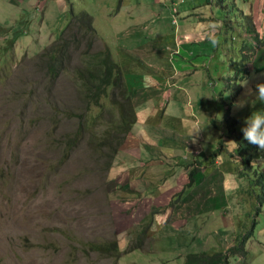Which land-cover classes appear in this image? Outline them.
Listing matches in <instances>:
<instances>
[{"label":"rangeland","instance_id":"obj_1","mask_svg":"<svg viewBox=\"0 0 264 264\" xmlns=\"http://www.w3.org/2000/svg\"><path fill=\"white\" fill-rule=\"evenodd\" d=\"M204 1L188 12L196 19L182 36L188 52L170 47L173 31L183 32L180 15L163 13L146 23L151 39L158 37L124 51L118 64L114 34L131 32L119 20L148 16L149 4L0 0V264H111L89 247L110 240L120 253L116 264H182L186 253L237 247L249 229L241 259L264 264V151L242 132L252 113H264L256 97L264 83V0ZM77 14L86 16L75 24L79 46L46 92L48 75L38 64L48 60V46L57 52L63 31L72 36L66 26ZM83 30L93 31L92 41ZM104 53L117 70L141 55L163 68L159 77L179 71L159 94L156 87L130 92L132 133L142 129L163 143L146 148L145 163L134 140L119 150L127 133L117 148L101 144L111 124L122 128L126 109L114 102L120 83L98 95L99 106L84 97V66L102 69ZM150 110L153 127L141 123ZM214 161L209 176H194ZM129 163L148 180H165L158 199L123 189L128 175L120 170Z\"/></svg>","mask_w":264,"mask_h":264},{"label":"crops","instance_id":"obj_2","mask_svg":"<svg viewBox=\"0 0 264 264\" xmlns=\"http://www.w3.org/2000/svg\"><path fill=\"white\" fill-rule=\"evenodd\" d=\"M124 1L128 2L129 0H119V2L121 3H123ZM183 1L184 0H135V2L137 3L136 5L137 6L139 5V7L142 4H149V6H151L148 11L149 15L144 16V17L139 16L138 18L134 19L130 14H127L124 20L122 19L119 20V21H122L123 24L125 25L124 27H126L127 29H130L131 32H125L123 34L117 33L116 35L114 34L113 44L116 46L117 51L119 53L118 64L123 59V55L125 52H131L132 50H137L141 48L142 46L146 45L148 42H151V40L153 42L158 37V36H155L151 39V36H153V33H152V30H150L149 32L145 31L146 23L155 22L158 19V17L161 16L163 13H165L166 15L163 17L165 19H168V16L170 18L171 14L180 15V18L182 20L181 25L183 28V32L178 33L179 35L178 37H176V35H174L175 31H173V38L175 37L176 41H174L172 45H170V47L174 49H177L179 47V48H182L184 51L188 52L189 49L186 46V41L182 39V36H186V27L189 26L188 22L190 20H196L193 15L191 17L189 16L190 14H193V13H188V12L194 9V7L197 8V6H199L200 0H187L188 4L186 7H183L185 5ZM204 3H208L207 0H205ZM158 6H160V8H158ZM106 10H107V7H106ZM116 11L117 10L110 11L111 17H113V21L116 17V14L118 13V11L117 12ZM163 28H164V25L161 26L160 29H163ZM167 35L168 36L170 35V31L168 32ZM180 35H181V39H179ZM242 36L246 37L247 32H243ZM162 41L164 42V37L162 38ZM110 51H111V47H110ZM252 55H253L252 52L248 53V57H251ZM131 61H132V64L126 63V65L120 66V67L118 65L121 75L124 80L125 89L128 92L129 96L132 90H143V89L147 90L151 87L158 88L159 90L157 91V94H159L162 91L163 87L164 88L167 87V84L169 83L170 79H172L173 76L179 74V71H175L170 76L159 77V75L163 73V68L160 65H158V63L155 64L154 62H150L141 55L139 56L135 55V58ZM136 64H137V67H136ZM148 69H152V73H150ZM160 117H162V113L158 116V118ZM136 118L137 117L135 116V120ZM156 119H157L156 114L153 112V110H150L142 118L141 123L144 126H148V124L151 123V125L149 126L153 127L154 125H157L154 123ZM131 140L135 141V145H134L135 148L139 151L140 155L143 156V157H139L137 160H141L143 163H145L147 159H150L149 156H147L146 154L148 152L146 151L147 147L160 148L163 145L162 141L153 142L152 140H150L147 133L144 132L142 129H139V131H136V133L134 134L132 133V130L129 129L123 144L119 146V150L127 149L129 147L128 143ZM133 163L126 164V166L122 170H120V172H122L124 175H128L125 177V181L127 183L123 185L124 187L123 189L129 190L131 193L136 192L138 196L141 197V199L146 196L147 198L148 196H152L158 199L160 194L162 193L161 188L163 187L165 180L163 181L162 177L161 178L156 177L153 181L148 180L145 177V175L143 176L137 173L135 170L131 169ZM215 163L216 161L210 164L207 162L204 163L208 165L207 167L203 166L204 164L200 165L199 168L197 166V169L193 171L194 176H196L195 175L196 173L202 174V178L204 175H208V170L213 168ZM180 172L183 173L184 169L181 168ZM173 174H174V169L168 172V175L172 176ZM208 176H206V178H208ZM217 180H219V178L213 182L212 186L215 185V182ZM193 183H194V178H192V180L190 181L189 186H191ZM225 190L226 191L228 190L227 185H225ZM220 191L222 190L220 189ZM157 199H154L153 201ZM130 200H132V198ZM130 200H127L126 202ZM150 206L152 208L158 207V205L156 204H151ZM222 213L223 215L225 214L224 209ZM226 247L227 246H225L223 249L221 247L220 250H224L226 249ZM233 258L235 259L234 262L236 264H244L241 257L236 256ZM249 262H251V259Z\"/></svg>","mask_w":264,"mask_h":264},{"label":"trees","instance_id":"obj_3","mask_svg":"<svg viewBox=\"0 0 264 264\" xmlns=\"http://www.w3.org/2000/svg\"><path fill=\"white\" fill-rule=\"evenodd\" d=\"M78 14L72 15L66 26L69 28L74 27L72 36H67V31L65 33L63 31L62 34L59 36V39L65 38V40L60 43L57 52L54 54L53 47L48 46L46 48V51L50 53L48 56V60L43 64H38L39 70H44V74L48 75L46 92H49L50 84L55 81L59 73L64 69L65 65L69 63L72 51L79 46L80 38L75 37V32L77 30V26L75 24L78 23L79 20L82 19V17L86 18V16L84 14L79 16ZM82 34L88 41L93 40V31L88 33V31L83 30ZM69 47H71L70 51H68ZM88 47H90L89 43L86 44L84 50H86V48ZM44 51L45 50H43L41 54L44 53ZM101 65L102 69L97 68L93 63L84 66V73L81 74L85 77L82 80V86L85 92L84 97L87 103L99 106L98 95L102 94V96H104L106 95L107 87L113 86L115 88L117 87V85H119V83L121 84V86L117 89L118 97L114 94V102L119 108L120 113H122V109H124V106H126L124 114L125 117L123 118L122 116L123 119L121 118L122 128H118V130H115V128L111 124L103 133V140L101 143L102 145H110L112 142H115L117 148V146L120 144L121 137L129 131L130 126L134 122V110L132 106L131 108H129V103L131 104L129 94L126 91L124 84H122L123 82L120 76V71L119 69L117 70L116 64L111 60L110 54H103ZM113 73L114 76L111 78L110 76ZM73 143L75 144V142ZM250 234L251 229H249L241 238L240 244L237 247H234L233 249L227 247L224 250L218 251H200L186 253L183 256L182 264H228L230 258L242 256V247L240 248V246ZM89 247L93 250H95V248L102 250L105 257L111 258V264H116V259L120 255V253L117 251L116 243L114 240L105 241L101 243H90Z\"/></svg>","mask_w":264,"mask_h":264},{"label":"clouds","instance_id":"obj_4","mask_svg":"<svg viewBox=\"0 0 264 264\" xmlns=\"http://www.w3.org/2000/svg\"><path fill=\"white\" fill-rule=\"evenodd\" d=\"M213 42L215 43V41ZM256 97L260 102H264V83L256 85ZM240 106L243 107L242 104ZM245 124L246 127L242 129L244 140L260 151H264V113L260 111L252 113ZM231 143L237 148L239 147L236 142L232 141Z\"/></svg>","mask_w":264,"mask_h":264},{"label":"bare ground","instance_id":"obj_5","mask_svg":"<svg viewBox=\"0 0 264 264\" xmlns=\"http://www.w3.org/2000/svg\"><path fill=\"white\" fill-rule=\"evenodd\" d=\"M137 246V245H136Z\"/></svg>","mask_w":264,"mask_h":264}]
</instances>
